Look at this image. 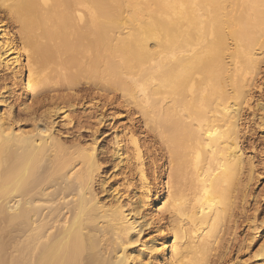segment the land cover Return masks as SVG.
<instances>
[{"label":"bare ground","instance_id":"obj_1","mask_svg":"<svg viewBox=\"0 0 264 264\" xmlns=\"http://www.w3.org/2000/svg\"><path fill=\"white\" fill-rule=\"evenodd\" d=\"M263 63L264 0H0V264H231L223 237L254 178L241 113ZM14 92L81 134L127 120L109 202L97 137L16 130Z\"/></svg>","mask_w":264,"mask_h":264},{"label":"rangeland","instance_id":"obj_2","mask_svg":"<svg viewBox=\"0 0 264 264\" xmlns=\"http://www.w3.org/2000/svg\"><path fill=\"white\" fill-rule=\"evenodd\" d=\"M253 85L254 86L249 90L250 100L248 106H246L241 113V128L243 129L242 145L244 147L245 157L250 159L253 164L254 171L252 175L254 178L249 182L242 210L238 211L240 214L238 218H235L236 226L231 224V226L234 227H231L228 234L226 233L223 237L225 249L227 250V252L224 250V256L231 255V264H262L260 258L257 257V253L260 251L261 246L264 245V224L261 223L264 221V110L261 108V106H264V63L261 64L258 75L253 81ZM15 93L16 92H14L12 96L8 94L2 95L7 99L6 104H8L7 106L10 108L7 109L8 111L11 110L9 111L10 116H12V119L15 117L13 122L17 119L14 123L16 130L21 131L22 129L21 132L35 133L33 130L35 124L37 125L36 130L43 129L44 126V128L48 127L47 129H49V133L54 137V140L60 141V144H63L61 146L65 148H70L74 145L90 148L92 147L93 138L95 139L97 137V142L93 147L96 150L95 152H97L96 154L101 169L96 176L93 188L94 192L97 193V196L101 200L109 202L111 198H109L108 193L104 191L114 185V181L112 180L114 174L113 164L115 163L113 156L115 147L114 138L119 130L120 123L123 121L127 122V120L121 121L118 119V116L113 118L109 121L111 124L100 131V136L93 135L90 132L81 134L63 125L64 123L56 116H43L38 113L37 115L40 117L37 116L34 119L28 117L24 111L21 112V99L18 102L19 96ZM90 110V105H86L82 108H77L74 115H80V112L87 113ZM119 112L122 113V110ZM26 116L28 117L27 119ZM139 117L140 116H138V118ZM162 181H166L165 177H162ZM103 189L104 191H102ZM123 196V200L129 201V205L137 201V197L133 196V192L129 191ZM137 221L140 220L137 219ZM255 226L258 227V229L253 231V227ZM149 232L150 230L146 228L142 229L140 242L134 245L136 249L139 250V244L149 237ZM21 233L13 231V235L15 234V236L12 237L11 241L14 242L16 239H20V237L17 236H20ZM134 246L132 249H135Z\"/></svg>","mask_w":264,"mask_h":264}]
</instances>
